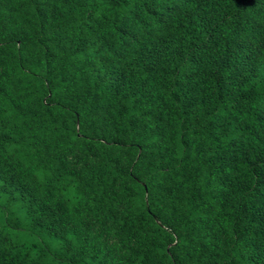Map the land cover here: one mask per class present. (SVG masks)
Here are the masks:
<instances>
[{"label": "trees", "instance_id": "obj_1", "mask_svg": "<svg viewBox=\"0 0 264 264\" xmlns=\"http://www.w3.org/2000/svg\"><path fill=\"white\" fill-rule=\"evenodd\" d=\"M0 264H264V0H0Z\"/></svg>", "mask_w": 264, "mask_h": 264}]
</instances>
